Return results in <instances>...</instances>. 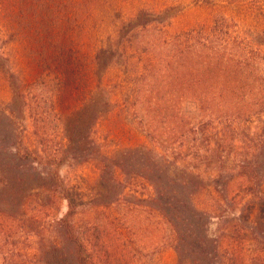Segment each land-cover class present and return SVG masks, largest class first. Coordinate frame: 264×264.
Listing matches in <instances>:
<instances>
[{
	"label": "rangeland",
	"instance_id": "374dc122",
	"mask_svg": "<svg viewBox=\"0 0 264 264\" xmlns=\"http://www.w3.org/2000/svg\"><path fill=\"white\" fill-rule=\"evenodd\" d=\"M71 14L62 41L68 48L80 47L76 55L86 67L80 72L81 85H73L64 98L66 110L81 106L100 83L110 101L109 111L90 131L92 160L60 164L61 180L82 197L72 215L77 232L106 228L103 242L127 250L125 256L115 255L112 264H177L175 233L149 206L154 190L135 175L139 171L117 174V202L91 209L98 185L106 189L110 181L107 171L99 180L103 158L142 149L148 159L168 168L170 179L197 180L194 206L209 217L207 234L218 242L222 262L264 264V106L253 85L236 93L232 80L243 71L231 67L247 61L261 64L264 0H78ZM190 32L195 39L188 43L184 37ZM33 38L20 26L6 30L0 21V72H18L22 81H36L40 67L27 54ZM109 47L112 51L99 68L94 56ZM188 53L193 57L187 58ZM206 54L222 66L203 64ZM9 99L0 77V107ZM56 114L59 120L65 112ZM25 126L30 137V119ZM44 134L53 149L64 150L59 121ZM243 173L253 180L239 177ZM251 201L257 204V236L233 235L248 227L244 210ZM66 213V203H58L46 223ZM11 242L23 264H40L36 234L18 233Z\"/></svg>",
	"mask_w": 264,
	"mask_h": 264
},
{
	"label": "trees",
	"instance_id": "16d2710c",
	"mask_svg": "<svg viewBox=\"0 0 264 264\" xmlns=\"http://www.w3.org/2000/svg\"><path fill=\"white\" fill-rule=\"evenodd\" d=\"M77 2L78 0H0V21L6 30L14 32L15 26H20L32 38L33 35L37 36L36 39L33 38V47L27 54L31 58L29 60L40 67L36 81L31 83L22 81L23 75L18 72H0L10 93L9 101L0 107L2 264H23L18 253L11 249V240L18 233L38 236L37 257L40 264H112L115 255L125 256L127 251L124 247L111 248L103 242L107 239L106 228L77 232L72 215L78 206L76 201L81 202L82 197L76 192V188L65 184L59 175L60 164L68 160L77 164L92 160V153L87 149L90 146V131L110 109L106 89L101 83L81 106L67 112L64 104V98L71 92L72 86L82 83L79 80L80 72L86 67V62L82 63L79 55H76L81 53L80 47L68 48L62 41ZM140 15L141 13L136 15L135 19ZM52 36H56V39L53 40ZM194 39L192 32L184 37L188 43ZM201 47L205 52L208 51L206 44ZM111 51L112 48L109 47L100 49L95 54L94 62L99 68L105 55ZM188 57L193 56L188 53ZM203 57V64L208 67L222 66L219 59H212L207 54ZM258 61L263 66L258 62L251 65L249 61L240 66H231L242 68L243 71L242 76L232 80V87L239 93L242 88L255 86L252 90L258 88L257 97L264 106V56L259 55ZM224 65L228 67L230 64ZM254 72H259L260 75L256 77ZM49 88H53V91ZM89 92L88 88L86 93ZM61 110L65 114L57 120L55 115ZM28 119L31 120L33 129L30 137L27 136L25 126ZM58 121L62 125L66 141L64 150L59 152L52 148V142L44 139V132L56 126ZM147 155L150 156L149 153ZM147 155L142 149H132L113 158H103L99 167V180L104 179L107 171L110 181L106 189L98 185L96 203L91 209L107 208L117 202L120 197L118 187L121 185L117 174L126 176L129 171H139L133 174L146 180L154 190V198L149 206L164 217L175 233L177 264H227L220 260L218 242L207 234L206 220L209 217L194 206L197 180H172L168 176V168L153 157L148 159L150 157ZM239 177L253 180L246 173ZM60 202L66 203V215L52 224L46 223L47 214ZM255 203H248L247 213L244 210L248 227L233 232V235L252 232V236H257ZM40 232L42 235H39Z\"/></svg>",
	"mask_w": 264,
	"mask_h": 264
}]
</instances>
